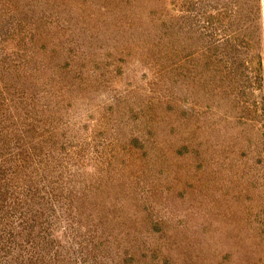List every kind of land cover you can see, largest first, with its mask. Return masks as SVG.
I'll return each mask as SVG.
<instances>
[{
    "label": "rangeland",
    "instance_id": "1",
    "mask_svg": "<svg viewBox=\"0 0 264 264\" xmlns=\"http://www.w3.org/2000/svg\"><path fill=\"white\" fill-rule=\"evenodd\" d=\"M0 264H264V0H0Z\"/></svg>",
    "mask_w": 264,
    "mask_h": 264
}]
</instances>
